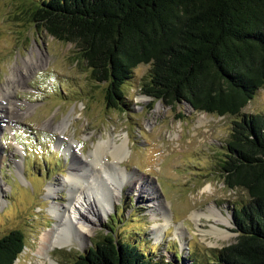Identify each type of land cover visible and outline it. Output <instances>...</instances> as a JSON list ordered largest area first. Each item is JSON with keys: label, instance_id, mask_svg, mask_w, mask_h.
I'll use <instances>...</instances> for the list:
<instances>
[{"label": "rangeland", "instance_id": "374dc122", "mask_svg": "<svg viewBox=\"0 0 264 264\" xmlns=\"http://www.w3.org/2000/svg\"><path fill=\"white\" fill-rule=\"evenodd\" d=\"M29 1L35 0H0V238L14 230L25 236L26 247L15 264H50L38 248L41 236L59 223L49 213L53 203L65 207L69 202L70 184L63 185V179L71 159L64 150L73 145L75 163L84 165L100 142L112 141L113 149L127 135L129 149L121 168L145 181L121 183L114 209L103 218L95 214L98 221L87 236L78 238L79 230L70 226L73 243L51 251L52 260L74 264L107 237L172 264L206 261L211 250L236 243L234 211L250 198L226 188L219 166L226 161V143L240 116L218 117L185 103L168 107L155 102L142 87L150 65L137 67L124 89L129 110L109 109L103 85L92 80L75 47L25 20L22 9ZM259 113H264V89L242 111ZM64 122L68 127L60 129ZM104 160L114 161L111 153ZM97 175L101 181L95 182L91 202L100 214L97 199L108 197L123 178L112 168ZM50 184L57 189L52 197L46 193ZM211 205L231 226L205 216L196 222L195 215L207 214ZM160 206L167 208L172 223L162 239L153 234L165 224ZM214 227L229 236L219 238Z\"/></svg>", "mask_w": 264, "mask_h": 264}, {"label": "trees", "instance_id": "16d2710c", "mask_svg": "<svg viewBox=\"0 0 264 264\" xmlns=\"http://www.w3.org/2000/svg\"><path fill=\"white\" fill-rule=\"evenodd\" d=\"M29 2L25 20L75 47L103 85L109 109L129 110L124 89L137 67L150 65L142 87L155 102L240 116L219 174L226 188L246 192L250 201L234 211L236 243L192 264H264V113L242 114L264 89V0ZM25 247L19 230L0 238V264H15ZM156 259L107 237L74 264H172Z\"/></svg>", "mask_w": 264, "mask_h": 264}, {"label": "bare ground", "instance_id": "6f19581e", "mask_svg": "<svg viewBox=\"0 0 264 264\" xmlns=\"http://www.w3.org/2000/svg\"><path fill=\"white\" fill-rule=\"evenodd\" d=\"M66 125L67 124L64 122L60 126V129L62 128L66 129L68 127V126L66 127ZM128 140L129 139L127 135L121 145H117L116 143H113V147H114L113 149H111L112 141L108 143L104 141L100 142L96 147V150L88 157V159H86L88 160V163H85L84 165H78L77 163H75V157L77 159L78 156H76L75 147H73V145H70V147L64 150V152L68 154L70 156L69 158L71 159L70 161L71 167H70L69 175L67 178L63 179L64 180L63 185L70 184V186L67 185L66 187L68 188L67 191L70 194L69 202L67 203L68 205L65 207L61 206L57 202L53 203V206L50 208L49 213L57 220H59V223L54 226L53 230L41 236L40 245H39L40 247L38 248L39 256L40 257L43 256L44 258L48 259L50 264H57L54 260L50 258L51 251L55 249H62L73 243L74 239L70 237L68 231L70 226H73L74 229L79 230L80 233L77 236L78 238H80L81 235H83L84 237L87 236L88 234L94 231V225H96L95 222L98 221V220L94 221L95 214H96V218L98 217L103 218L108 216L110 210L114 209L113 207L115 205V200L117 199V195L120 192V188L123 186L122 185L120 187L121 183H125L126 185L129 184L138 185L139 179L145 181V179L138 178L132 172H130L131 173L130 174L126 170H122V168H125L124 166H122L121 168V163L125 159L128 153V149H129ZM71 152H73L74 154H71ZM109 152L113 156L114 161L112 164L106 163V161L104 160V157L110 154ZM111 168L121 173L120 180L122 178L123 179L120 181V183L118 184L116 183L117 185L113 190V192L109 190L108 197H106L105 199L102 198L101 200L97 199L98 206L101 208L99 214V212L98 213L95 212L94 205H92L93 202H91L92 201L91 197L93 196V194H95L94 187L98 180L101 181L100 180L101 176L97 175V173L106 174L108 172V169ZM126 187L131 188V186H126ZM139 189H140L139 187H136L135 191L138 192ZM56 190L57 189L54 185L51 184L48 185L46 187V193L48 197H52V195L55 194ZM150 192L152 195L153 190L151 189ZM94 200L96 201V199ZM102 202L105 204V206L103 207L100 206ZM166 209L167 208L165 206L157 207V211L161 214V219L165 221V224H163V226L159 228L156 227L155 232H153V234L159 238L161 237V239L165 236L164 229L172 224L170 222L171 216ZM87 214H89V216ZM202 216H205L206 218L209 219H214L216 222L223 221L230 225L229 221L223 218L221 211L216 209L214 205H211L207 209V214L203 213L200 215H195L196 222H201ZM63 221H65V223ZM213 229L216 231L215 235H217L219 238H226L229 236L227 233H225V230H220V229L217 230L215 227ZM178 230L179 228L177 229L176 234L181 235L182 233L179 232ZM43 263L44 262H42V264Z\"/></svg>", "mask_w": 264, "mask_h": 264}]
</instances>
